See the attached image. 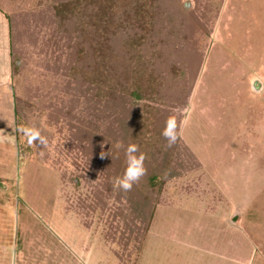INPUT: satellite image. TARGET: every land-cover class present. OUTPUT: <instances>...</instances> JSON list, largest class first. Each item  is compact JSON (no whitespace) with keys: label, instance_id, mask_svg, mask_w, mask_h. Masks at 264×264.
Instances as JSON below:
<instances>
[{"label":"rangeland","instance_id":"374dc122","mask_svg":"<svg viewBox=\"0 0 264 264\" xmlns=\"http://www.w3.org/2000/svg\"><path fill=\"white\" fill-rule=\"evenodd\" d=\"M68 1L0 0V264H264V0L82 2L76 21L100 9L84 34L54 16ZM109 8L114 41L97 28ZM91 73L104 100L69 104ZM132 117L137 155L186 168L157 188L138 252L120 242L134 214L89 206L94 190L119 206Z\"/></svg>","mask_w":264,"mask_h":264},{"label":"trees","instance_id":"16d2710c","mask_svg":"<svg viewBox=\"0 0 264 264\" xmlns=\"http://www.w3.org/2000/svg\"><path fill=\"white\" fill-rule=\"evenodd\" d=\"M81 2L77 4V2L75 0H69L68 2H64V3H57L54 7H53V12H54V16L56 17V19L58 21H60V23L62 25L65 24H70L73 23L74 26H79L80 28H74V31H77L78 33H83L85 32V30H87V28L90 26V24L88 22H91V17L93 15L92 13V9L94 11V7L91 4L90 10L91 12L89 13L88 16L85 15L84 10H80L83 11V14H81L82 16H84L83 19H79L76 21L75 17L71 16V12L72 11H78L80 4H82V2H91L93 0H80ZM78 6V8H77ZM111 8H109L110 10ZM100 9L96 8L95 11H99ZM145 10V9H144ZM94 11V13H95ZM110 15L98 18L100 20H98V24H97V28L100 29L101 31L107 32L108 34H103V32L101 34L104 35L105 38H107V40L109 41L111 40H115L116 37L118 36V30H117V26L114 25V23H118V19H116L115 21L112 20V10L109 11ZM116 28V29H115ZM100 34V36H102ZM9 45H10V56L13 57V60L15 59L14 57V47H13V40H12V35L9 36ZM117 56V60H118V52L116 54ZM11 66L14 70H17L18 67L15 65L14 61L11 63ZM118 70H113L112 73H115ZM131 71V69H130ZM19 71L17 70V72H14L13 74L16 75ZM111 72V71H110ZM110 72L108 74H110ZM93 73L90 74V76H92ZM94 79V76H92L91 79H89L88 85L86 89L83 92V95L78 98H76V96L70 100L69 104H72L75 99L76 101L80 100V103H75L78 105H80V108H83L86 106L85 110L87 109V106H90L94 108L93 106H91V104H96L95 101L98 100H104L103 96L101 95V93L103 92V86L104 83L101 82L100 86L94 88V86H92V81ZM140 93L141 91L138 88H131L130 92H129V108H133L134 106V101H136L135 99H139L140 98ZM110 95V94H109ZM103 97V98H102ZM70 106V105H69ZM76 106V107H77ZM76 109V108H75ZM95 112V111H94ZM94 112H89L87 114H85L86 116H83L84 121L88 122V125H91V121L93 119V113ZM82 113V112H81ZM131 123V127H128L129 129V134L127 136L128 142L134 143V144H139L138 141L139 136L137 137V133H136V125H135V121H134V117H132V119L129 121V126ZM99 124L94 123L92 124V130L94 129V127L99 128L98 126ZM90 129V128H89ZM91 131V129H90ZM123 135H125L127 132L125 131V128H123V130H121V132ZM130 140H129V138ZM139 139V140H138ZM80 142V141H79ZM87 147V146H86ZM85 153H87L86 149H84ZM124 151V150H123ZM84 153V152H83ZM116 154V153H115ZM98 160H100V162L104 163L107 161L108 163L112 164L116 161V158L118 157V155L116 154L114 157V159L111 158V156H107L106 159L103 158L102 154H99ZM124 158L125 161V155L123 157L119 156V162L118 164H116L117 167H119V169L122 167V160ZM170 162L168 161H164V160H158L154 162H150V161H144L143 160V166L145 169V173L144 175L140 178V180L135 183L130 191L124 192L122 190H120L119 187H117V192L115 194V201H117L119 203V206L114 209V211H112L111 209H108V203L106 201L107 198H109L110 196L112 197V193L111 191H107L106 193H102L101 190H94L91 194V198L93 206H91V208H93L94 210H96V203H100L102 204V211L101 214H104L105 210H109V214L113 215L114 214V218L115 217H121L122 220H124V218L126 217V214L129 213L130 214H134L135 221L131 220V224H132V228L129 230L126 226H124V229L121 231V235H120V242H122L123 240H126L125 245L128 243V236H132L133 241L137 242V246H134L136 248V252H138L140 250V243L142 242L144 235L146 234V231H148L149 228V224L150 221L152 219L153 216V211L155 210V208L157 206H159V204L161 203V198L159 196V191L157 190V188H160V186L168 179H178L180 177H182L184 175V173L186 172V168H183V166H169ZM113 165V164H112ZM116 166H112L111 169V173L114 176H118L119 175V169H113L116 168ZM102 168L105 170L107 167L102 166ZM115 170V173H114ZM112 177V178H113ZM90 208V207H89ZM86 208V209H89ZM152 214V216H151ZM128 232V233H127Z\"/></svg>","mask_w":264,"mask_h":264},{"label":"clouds","instance_id":"9594fccd","mask_svg":"<svg viewBox=\"0 0 264 264\" xmlns=\"http://www.w3.org/2000/svg\"><path fill=\"white\" fill-rule=\"evenodd\" d=\"M161 136L167 141L168 146L174 144L178 138L177 125L174 117H169L165 121V125L161 130ZM38 134L34 133L29 137V143L33 139H37ZM43 143V140H41ZM138 147L136 144L130 143L125 148V168L122 176L115 180V185L120 190L130 191L132 186L137 183L144 175L143 155H137Z\"/></svg>","mask_w":264,"mask_h":264}]
</instances>
